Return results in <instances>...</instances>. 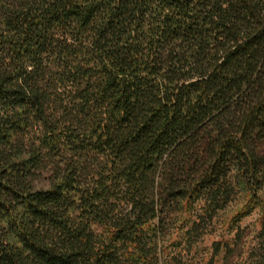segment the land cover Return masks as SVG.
Here are the masks:
<instances>
[{"label":"trees","instance_id":"obj_1","mask_svg":"<svg viewBox=\"0 0 264 264\" xmlns=\"http://www.w3.org/2000/svg\"><path fill=\"white\" fill-rule=\"evenodd\" d=\"M260 199L264 0H0V264H162L246 200L227 264Z\"/></svg>","mask_w":264,"mask_h":264},{"label":"rangeland","instance_id":"obj_2","mask_svg":"<svg viewBox=\"0 0 264 264\" xmlns=\"http://www.w3.org/2000/svg\"><path fill=\"white\" fill-rule=\"evenodd\" d=\"M249 204L246 200L233 203L219 214L218 220H212L205 229L201 230V236L194 241L189 250L185 231L193 223L198 222L197 215L200 213V204L184 210L179 214L174 227L169 230V234L161 241L162 264L205 263L210 258L215 243L232 245L234 232L230 229L229 223L243 207ZM262 212H264V199H260L259 205L255 206L248 216L239 221L237 226L243 232L239 249L228 259L227 264H243L248 259L250 249L255 247L260 239L259 233L262 227L259 219ZM239 253L241 254L240 258L237 257ZM223 256L224 250L221 248L214 258V264H224Z\"/></svg>","mask_w":264,"mask_h":264}]
</instances>
